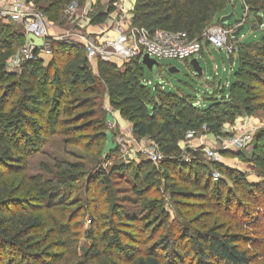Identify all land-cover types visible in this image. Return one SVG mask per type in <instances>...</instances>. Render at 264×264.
<instances>
[{"label":"trees","instance_id":"obj_1","mask_svg":"<svg viewBox=\"0 0 264 264\" xmlns=\"http://www.w3.org/2000/svg\"><path fill=\"white\" fill-rule=\"evenodd\" d=\"M118 1L95 14L92 25L106 23ZM26 2L58 22L70 5L83 7L87 0ZM243 2L250 18L263 27L264 0ZM225 10L223 0H137L133 26L202 41ZM240 38L232 41L240 59L230 93L218 87L220 95L198 107L190 95L160 87L153 93L144 82L139 58L123 68L99 59L94 73L85 47L78 43L51 40L50 63L39 58L10 73L7 61L24 35L0 23V264H58L59 250L76 246L80 223L73 220L85 212L91 224L85 258L91 264H258L259 249L264 256V243L262 248L256 244L264 234V152L255 149L252 161L262 181L252 184L242 172L220 163L213 167L223 179H215L197 161L200 154L185 161L180 146L183 135L203 126L220 136L227 121L264 111V31L253 42ZM238 89L244 92L239 97ZM103 91L110 106L132 124L133 135L155 143L161 160H119L91 171L75 164L59 167L50 180L24 177L26 160L61 126L67 125L66 136L77 135L101 150L107 128L97 119L103 112L98 103ZM61 116L72 118L61 121ZM24 126L29 129L23 131ZM76 141L67 142L79 146L81 141ZM165 193L180 217L174 222ZM72 207L75 212L65 218ZM54 212L62 215L57 218Z\"/></svg>","mask_w":264,"mask_h":264},{"label":"rangeland","instance_id":"obj_2","mask_svg":"<svg viewBox=\"0 0 264 264\" xmlns=\"http://www.w3.org/2000/svg\"><path fill=\"white\" fill-rule=\"evenodd\" d=\"M21 2H24V0H21ZM111 2L112 0H87L83 7L72 10L73 14H67L65 10L61 20L58 22L50 21L34 4L27 5L25 9H28L31 13L41 14L45 17L48 24L47 34L50 38H62V41L76 42L84 37L92 41L97 48H100L101 46H105L108 41L117 39L118 34L116 33V28L119 24H123L125 27H131L133 25L137 0H119L114 4L116 10L110 14L106 23L92 25L93 16L101 11L107 12L110 9ZM231 2L232 4H230ZM223 6L226 10L222 13L223 15H219L220 20L234 11L233 19L224 24L221 21L216 22L211 26L212 28L224 25L233 29L238 25V21L244 19L246 21L244 23V25L246 24V29L241 33L239 42H253L261 38L264 26L260 27L254 18H250L248 8L244 5L243 0H223ZM8 9H10V1L0 0V13ZM0 23L13 25L16 30L24 35V41L21 42L22 45L17 47L14 55L7 61V70L10 73H19V69L14 64L22 49L29 42V37L24 27L25 25L21 22H6L2 19H0ZM102 27H105V29ZM40 42L44 43L45 41L41 40ZM234 43L237 42L235 41ZM131 45L132 43L129 41V45L127 46ZM123 46L126 47L122 43L119 49H110V53L112 55L116 53L119 56L118 60L121 62L124 60L123 57L127 58L129 55V48L122 51L121 47ZM204 53L205 55L198 54L187 61L156 60L159 66H154L152 70L146 65H143L141 60L140 64L145 76L144 80L145 82H152L153 86L151 90L153 93L156 92L157 85H163L165 88H160L161 90L190 95L195 98L198 107H204V105L210 102L207 100L220 95L217 92V86L222 78H224L222 87L226 89V94L230 93V87L233 81L237 80L235 74L239 68L240 59V55L236 52V49L230 53L227 50L219 51L209 46ZM135 59L137 58L133 57L129 59V64ZM230 59H234V63ZM51 60L46 57L44 62L47 65ZM98 60L93 59L90 62L91 69L94 73L97 72L96 66ZM193 60L198 61L199 67L204 71V77H199L191 71L190 62ZM122 63L121 68H123ZM225 67L227 72H224ZM171 69L175 70L174 74L169 73ZM228 81L230 85H227ZM237 93L238 97L244 94L242 89H238ZM98 103L101 105L100 108L102 107L103 112L97 113V119L104 120L107 127L103 136L100 138L101 150L97 145L92 147L87 146L86 142L81 141L80 138L78 139L77 135L66 136L64 129H66L67 125L61 126L60 128L55 127L56 130H52V135L48 137V141L40 151L38 149L37 153L31 155L26 160L24 177L42 176L45 180H50L54 177L57 170H59V167L69 169L71 165L76 164L78 166H86V169L91 171L96 166H110L119 160H123L127 164H139L143 160H153L155 157L158 159L162 158L157 146L151 139H140L133 135L132 124L122 118L119 111L110 106L109 98L105 91H103L98 99ZM36 117V119H39L38 116ZM71 118L70 116H61L60 119L61 121H68ZM27 129H29V126H24L23 131ZM221 131L222 135L218 136L211 133L207 126H203L196 133L189 132L183 135L180 146L184 152V160L190 162L195 159V154L198 153L201 156L197 157V161L202 163L203 167L206 168L205 170L208 169V171H211L215 179H223V177L215 172V168L213 167V163H220L227 168L235 169L245 174L249 183H260L262 179L258 176L259 168L254 164L252 158L256 148L264 152V111H257L252 116L243 113L236 117L234 121H227ZM260 134L263 136L259 137ZM69 139L72 142L77 139L76 143L81 142L78 146L68 143L67 141ZM85 184L84 179L79 184L81 194L85 193ZM22 195L25 196V193ZM120 195L123 196L122 193ZM165 197L166 209L170 212L171 221L174 222L176 219H180L174 212V208L172 209L171 207L168 194L165 193ZM82 205L86 206L85 202ZM110 205L112 206L111 203ZM131 207L133 206L129 208ZM75 210L76 207H72L64 214V217L71 216V212H75ZM53 215L59 218L62 212H54ZM76 221L80 223L77 244L72 249L59 250L62 258L58 264H91L85 258V252L90 246V239L87 236L91 225L89 214L85 212V217L73 220V222ZM224 222L226 223V221ZM219 223H223V220L220 219ZM263 235L260 234L257 236L256 244L260 248H262V244L264 243ZM123 242L126 243V240H123ZM173 247H175L174 244ZM260 250L257 252V262L258 264H264V256H262V250Z\"/></svg>","mask_w":264,"mask_h":264},{"label":"built area","instance_id":"obj_3","mask_svg":"<svg viewBox=\"0 0 264 264\" xmlns=\"http://www.w3.org/2000/svg\"><path fill=\"white\" fill-rule=\"evenodd\" d=\"M10 9L0 13V19L6 22H21L23 23L29 37L28 44L22 49L19 57L16 59L14 66L20 70L24 63L45 58H53V53L51 50V40H56L60 42H69L74 44H82L87 53V57L91 62L93 59H103L112 64H117L118 62L122 65L129 64V59L136 57L140 60L143 56L148 55L154 60H180L187 61L194 56L200 54L203 50L204 43L213 47L216 50H227L232 53L235 50L233 44V34L236 30L244 25L245 21L240 20L238 25L233 29L231 27H226L224 25L218 27H210L203 34L202 41L191 40L185 33H174L164 30H158L154 33H149L144 29L131 26L125 27L123 24H119L116 28V33L118 34L117 39L113 41H108L105 46L97 48L95 44L87 38H80L79 41H62V38L49 37L47 34V20L43 15L31 13L25 7L27 5H33L32 3H27L26 0L21 2V0H9ZM78 8L77 4H72L66 9V13L73 14L72 10ZM45 41L44 43L38 44L37 41ZM48 40V42H47ZM131 41L132 45H129ZM124 43L126 45L121 47V50L128 49V57H123L124 60L119 61L117 54L113 56L110 53V49L118 48ZM119 55V54H118ZM145 82V80H144ZM147 86H153L152 82H145ZM164 89L163 85H157ZM161 158H156L151 160L157 164Z\"/></svg>","mask_w":264,"mask_h":264},{"label":"water","instance_id":"obj_4","mask_svg":"<svg viewBox=\"0 0 264 264\" xmlns=\"http://www.w3.org/2000/svg\"><path fill=\"white\" fill-rule=\"evenodd\" d=\"M234 17V11H232L231 14H229L228 16L224 17L221 19V23L224 24L230 20H232ZM246 28V25H241L237 30L236 32L233 34V38H238L241 33L245 30ZM142 60V64L143 65H146L149 69H153L154 66H159L158 62L154 59H151L148 55H145L143 56V58L141 59ZM190 66L192 68V70L194 71V73L197 75V76H200L202 75V69L199 67V63L197 60H193L190 62ZM170 74H174L175 73V70L174 69H171L169 71Z\"/></svg>","mask_w":264,"mask_h":264},{"label":"crops","instance_id":"obj_5","mask_svg":"<svg viewBox=\"0 0 264 264\" xmlns=\"http://www.w3.org/2000/svg\"><path fill=\"white\" fill-rule=\"evenodd\" d=\"M103 29H105V27H102ZM246 29V28H245ZM37 43L38 44H41L42 42H40V41H37ZM209 48V45H207V44H204V46H203V52L202 53H200V54H202V55H205V50L206 49H208ZM220 51V50H219ZM233 63H234V59H230ZM115 65H117L118 67H120L121 68V63L120 62H118L117 64H115ZM191 68V67H190ZM191 71L194 73V71L192 70V68H191ZM224 72H227L226 71V67L224 68ZM195 74V73H194ZM209 75V74H208ZM231 75V74H230ZM200 77V76H199ZM201 77H204V71H203V69H202V75H201ZM207 78H209V77H207ZM224 81V78H222L221 80H220V83L218 84V86L217 87H221L222 88V82ZM216 84V83H215ZM214 84V85H215ZM227 85H230V82L228 81V83H227ZM213 86V85H212Z\"/></svg>","mask_w":264,"mask_h":264}]
</instances>
